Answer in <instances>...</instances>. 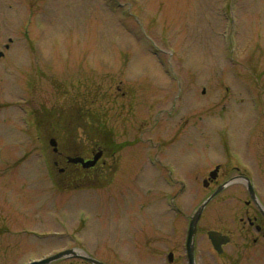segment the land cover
Masks as SVG:
<instances>
[{
  "label": "rangeland",
  "instance_id": "1",
  "mask_svg": "<svg viewBox=\"0 0 264 264\" xmlns=\"http://www.w3.org/2000/svg\"><path fill=\"white\" fill-rule=\"evenodd\" d=\"M0 51V220L12 206L9 227L31 230L13 241L14 264L73 246L109 264H184L186 217L212 189L202 186L207 172L226 168L227 156L253 167L264 199V0H0ZM105 133L127 144L115 157L130 158L141 175L144 138L179 140L162 155L189 183L181 214L165 209L162 183L144 175L128 192L132 205L121 196V211L106 197L128 189H117V176L110 187L50 164V134L61 151L89 156ZM234 185L203 211L201 264H234L229 248L217 256L205 237L241 216L248 195ZM258 258L244 264H264Z\"/></svg>",
  "mask_w": 264,
  "mask_h": 264
},
{
  "label": "flooded vegetation",
  "instance_id": "2",
  "mask_svg": "<svg viewBox=\"0 0 264 264\" xmlns=\"http://www.w3.org/2000/svg\"><path fill=\"white\" fill-rule=\"evenodd\" d=\"M113 160L115 161V158H103L101 159L100 164H96L92 167L91 171L100 172L103 176H110L111 171L115 169L117 172H120L121 176L125 175V177H128L126 179H131L132 176L136 175L138 170L135 168L134 164L130 166L129 161L121 159L115 167H112L111 161ZM56 163L58 164V162ZM63 169L64 167L60 168V171ZM216 176L217 178L215 182L218 183L227 181L234 176L240 177L238 172L233 173L229 168L222 166L219 167ZM241 176H244V174H241ZM123 178L121 179L122 185L125 183ZM212 181L214 180L209 181V186L212 185ZM244 204L246 205V208L244 209L243 216L238 218L239 226L230 225L228 220H224L226 228L222 231V234L225 233L230 237V242L226 244L229 248L228 260L234 263L245 262L248 258L253 257L256 249L264 251V214H261L256 208V205L250 200H244ZM0 223H2V220H0ZM3 235H5V233L0 232V241L1 239L3 240ZM9 245L12 247H8ZM9 245L6 246L2 252L4 257H6L3 264H14L15 258L13 255L16 250L13 246L12 240Z\"/></svg>",
  "mask_w": 264,
  "mask_h": 264
},
{
  "label": "water",
  "instance_id": "3",
  "mask_svg": "<svg viewBox=\"0 0 264 264\" xmlns=\"http://www.w3.org/2000/svg\"><path fill=\"white\" fill-rule=\"evenodd\" d=\"M51 143L54 144V142L52 140H51ZM97 158H98V155L95 156L94 159H97ZM92 163H93V161L91 163L86 162L84 165L85 166H90V165H92ZM216 192H218V190ZM216 192L212 193V195L208 199H206L205 201H203V203L199 206V208L193 213V216H192V218L190 220L189 227H188L189 228V233H188V237H187L188 238L187 251H188V257L190 258L191 264H192V259H193V257H191L192 256V250H193V247H192V236L194 235V232L196 230V227H195L196 226V222L199 219V215L203 211V208H204L205 204L212 199V196ZM208 236H210L213 245L218 249L220 247L219 246L220 243H222L221 236H219V233H217L215 231L214 232H209L208 233ZM71 252L72 251H66V253H59L56 256L48 259L47 261L57 259L58 257H62L64 255H70ZM84 259H87L88 261L92 262L93 264H102L101 262H98L97 260L95 261V260H93L91 258H88V257H84ZM47 261H44V262L43 261H39V262L34 263V264H44Z\"/></svg>",
  "mask_w": 264,
  "mask_h": 264
}]
</instances>
